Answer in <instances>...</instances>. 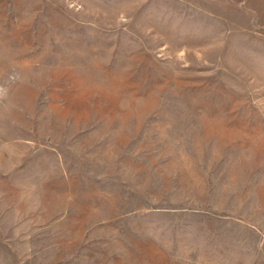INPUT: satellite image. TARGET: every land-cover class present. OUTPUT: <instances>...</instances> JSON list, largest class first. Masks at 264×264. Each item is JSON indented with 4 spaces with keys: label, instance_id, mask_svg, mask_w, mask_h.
I'll return each instance as SVG.
<instances>
[{
    "label": "rangeland",
    "instance_id": "374dc122",
    "mask_svg": "<svg viewBox=\"0 0 264 264\" xmlns=\"http://www.w3.org/2000/svg\"><path fill=\"white\" fill-rule=\"evenodd\" d=\"M0 264H264V0H0Z\"/></svg>",
    "mask_w": 264,
    "mask_h": 264
}]
</instances>
